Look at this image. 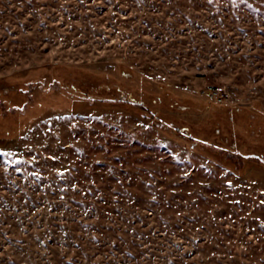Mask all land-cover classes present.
I'll return each mask as SVG.
<instances>
[{"label":"rangeland","instance_id":"1","mask_svg":"<svg viewBox=\"0 0 264 264\" xmlns=\"http://www.w3.org/2000/svg\"><path fill=\"white\" fill-rule=\"evenodd\" d=\"M85 94H134L209 138L242 128L245 108L264 135L250 110H264V0H0V264H264V169L235 173L125 101ZM185 94L205 127L182 114L201 107ZM30 204L39 227L49 213L127 222L128 246L97 250L77 228L50 239L12 216ZM64 242L76 249L55 262Z\"/></svg>","mask_w":264,"mask_h":264},{"label":"trees","instance_id":"2","mask_svg":"<svg viewBox=\"0 0 264 264\" xmlns=\"http://www.w3.org/2000/svg\"><path fill=\"white\" fill-rule=\"evenodd\" d=\"M131 80L137 84L139 83V85H141L140 87H143V88H145V86L150 87L149 82L147 83L148 84L147 85L146 83H144V81L143 82L139 81V79L137 80L136 78H133ZM137 81H139V82H137ZM7 86L9 88L15 89L16 85L12 84L10 86L9 84H7ZM134 86H136V85H134ZM148 87H147V90H148L147 92L150 91V89ZM159 88L164 89L167 87L166 86H159ZM29 90H31V87L29 88ZM146 94L147 93L142 92V97L145 99L148 98L151 100V95H149V94H151V91H150V93H148V95H146ZM26 96H29V99H30L29 91L26 93ZM83 97H85L87 99V101L89 102L90 105L93 103L94 104L95 103L96 104L102 103L105 105L109 104V105L117 106L116 105L117 103H121L122 101H125L127 104L133 106L134 110H136L140 113L142 112L141 115L144 118L150 119L151 122L158 121L159 122L158 126L163 128L165 131H168L169 136H173L175 138H178L183 144L192 148L194 151L205 153L209 157H212L213 159L220 162L224 166L230 168L235 173H243L249 166H250V168H255L257 171L259 169H264V161H261L259 159L261 157H264V135L255 133V132H253L254 130L248 129L249 124L246 125V122L248 123V119H249L248 116L246 115L248 110H244L245 108L240 110L241 113L245 117V121L241 122V123H243L242 128H239V129L233 128V131H231V133H228L227 131L225 133L217 132L216 135H213L214 137L212 136L211 138H209L206 132L204 134L200 133V131L198 133L195 132L194 129L188 125L189 123L187 124L188 126H186L184 124L172 121L173 116L171 115V113L168 110L163 111L162 108H159V107L153 106V105H152L153 107L147 106L143 102V99H141V97L135 96L134 94L132 96H130L128 99L118 98L115 96L114 97L103 96V95L100 96V94L96 95L95 97H93V96L88 97L85 94V95H83ZM183 98H186V101H185L186 104H188L190 102H194L193 100H195L196 102H194V103L201 105V107L198 109L191 107V110L189 111L190 114L187 112L182 113L185 116V118L189 117L191 119V121H193L192 122L193 125H195L196 122L203 121L204 125H202V126L205 127V125H207L205 123V120L208 118V116H205V114H204L205 113V105L200 103L198 100V98H200V97L189 96V95L185 94V95H183ZM190 99H191V101H189ZM91 100L93 101L92 103H91ZM176 104H177L176 102H174V104L170 103V105L172 107L176 106ZM208 105H209V103L207 104V106ZM183 107H184V105H183ZM155 108H157V110L160 109L161 112H163L161 117H157V113L155 115V113H154ZM72 110L78 111L75 108H73ZM250 110L254 111V113L255 112H262V111L264 112V110L262 109V107L260 105H256L253 109H250ZM232 111H233V109H232ZM196 112H198V113H196ZM201 112H202V114H200ZM222 112H224V111H222ZM248 113H249V111H248ZM255 114H257V113H255ZM238 123H240V122H238ZM260 123H261V121H260ZM263 123H264V119H263ZM234 131L236 134L232 135ZM3 146H4V142H0V147H3ZM229 155H231V156L242 155L243 156L242 167L238 168L237 164L228 158ZM33 203L35 204V202H33ZM56 203L57 202H53V204L50 205V210L54 209L50 213H54L56 211L55 210V208L57 207ZM19 207H20L19 209H16L12 212L13 213L12 216L13 215H19V214L25 215L28 219H25V220L21 219V221H23V220L29 221V222L34 221L33 223H30L32 225V227H38V229L40 231H43L44 234L46 236H48L50 239H53V238H55V236H59V235H61L62 237L67 236L69 238H72V237H74V234H75V232H74L75 228H77L78 230L85 231V232L91 231L92 233L95 234L94 247L97 250L107 249L105 251L109 252V250L111 248L115 251L117 249V251H118L119 249H124L128 246V243L126 241L127 234H128V232L126 230V227H128L127 222H121L120 223V222L104 221L103 219L94 217V218H92V220L90 222L87 223L86 221H83L81 218H77V221H76L73 218H68L67 215L55 216V215H52L49 213L48 217L43 220L44 223L46 222L48 224H46L45 226L39 227L38 226L39 216L36 217L33 214L36 212L37 209H33L31 204L27 205V206H19ZM33 207H35V205H33ZM10 211H11V209H10ZM124 211H125V209L121 210V213ZM59 217H62V218H59ZM21 221H18V223ZM79 226H83V227L79 229L78 228ZM85 229H87L88 231ZM135 229H139V228H137L135 226ZM13 233H15V232L9 233L10 236H12ZM33 233L34 232H28V231L21 230V232L17 233V234H21V235L25 236L21 239H26V238L28 239V238L33 237ZM17 234H16V236H17ZM20 237H22V236H20ZM53 244L54 243H50V245L52 246V248L50 250L53 251V253H52L54 256L53 260L55 262L58 261V257L60 255L61 256H68L67 253H69V250L71 248L76 249L75 246L72 245V247H71V244L68 245V244H65V242L62 244L61 247H54ZM82 245H86V244H82ZM62 247L65 249L64 252L57 250V248L62 249ZM80 249H81V251L84 250L83 246H80ZM76 258L79 259L80 256L76 255ZM49 261H52V260H49ZM64 261H66V259Z\"/></svg>","mask_w":264,"mask_h":264}]
</instances>
